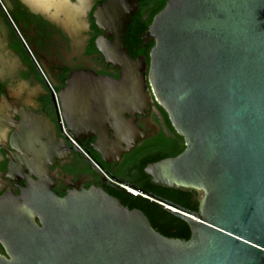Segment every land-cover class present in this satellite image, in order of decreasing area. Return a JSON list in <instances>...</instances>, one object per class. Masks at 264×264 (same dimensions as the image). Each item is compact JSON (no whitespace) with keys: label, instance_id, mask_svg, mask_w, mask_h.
<instances>
[{"label":"water","instance_id":"water-1","mask_svg":"<svg viewBox=\"0 0 264 264\" xmlns=\"http://www.w3.org/2000/svg\"><path fill=\"white\" fill-rule=\"evenodd\" d=\"M137 1L97 8L117 46ZM141 40L153 41L148 68L124 60L130 107L145 105L148 83L184 145L143 172L152 185L192 191L197 208L137 198L183 220L189 237L162 235L93 186L57 195L48 160L20 195L0 197V264H264V0H165ZM104 129L95 126L92 148L109 162L129 147L102 142Z\"/></svg>","mask_w":264,"mask_h":264},{"label":"flooded vegetation","instance_id":"flooded-vegetation-1","mask_svg":"<svg viewBox=\"0 0 264 264\" xmlns=\"http://www.w3.org/2000/svg\"><path fill=\"white\" fill-rule=\"evenodd\" d=\"M104 1L0 0V197L20 195L38 180L33 166L48 160L57 195L93 186L115 196L113 177L123 180L118 174L133 173L140 160L170 157L183 145L148 83L145 105L132 108L121 84L124 60L134 71L148 68L153 41L141 33L164 0L137 1L121 46L115 29L97 23ZM99 123L102 142L128 151L103 161L92 148Z\"/></svg>","mask_w":264,"mask_h":264},{"label":"trees","instance_id":"trees-1","mask_svg":"<svg viewBox=\"0 0 264 264\" xmlns=\"http://www.w3.org/2000/svg\"><path fill=\"white\" fill-rule=\"evenodd\" d=\"M164 4L165 0L162 1V4L158 7V9L155 10L152 15H150L145 24L150 23L153 15L158 12L164 6ZM144 26L145 28L147 27V25ZM144 26L142 27V29H144ZM183 147L184 145H181L177 149V151L172 154V156L179 153L183 149ZM152 160V158L140 160V163L136 165L137 167L133 173L118 174V176L125 182H129L136 188L146 193L153 194L161 200L168 201L171 204L179 206L185 210H196L197 202L192 191L164 188L161 186L152 185L149 182V177L144 174L143 167L147 162ZM115 196L121 199L123 204L128 206L129 208H137L141 210L149 219L151 226L162 235L167 237L185 239L189 237V228L187 224L171 213L162 210L159 206L148 203L143 199L137 198L136 196H131L121 192H115Z\"/></svg>","mask_w":264,"mask_h":264},{"label":"built area","instance_id":"built-area-1","mask_svg":"<svg viewBox=\"0 0 264 264\" xmlns=\"http://www.w3.org/2000/svg\"><path fill=\"white\" fill-rule=\"evenodd\" d=\"M120 187L124 188L125 190H127V192L129 193V195L131 196H139L143 199H147V200H151V201H155V202H159L162 203L161 201H158L156 199H154L151 195H149L148 193L136 188V187H132L126 184H122V183H118ZM170 209L175 210L172 206H168Z\"/></svg>","mask_w":264,"mask_h":264}]
</instances>
